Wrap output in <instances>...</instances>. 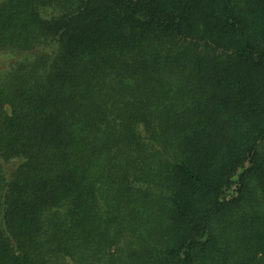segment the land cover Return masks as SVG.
<instances>
[{
	"label": "trees",
	"instance_id": "obj_1",
	"mask_svg": "<svg viewBox=\"0 0 264 264\" xmlns=\"http://www.w3.org/2000/svg\"><path fill=\"white\" fill-rule=\"evenodd\" d=\"M0 264H264V0H0Z\"/></svg>",
	"mask_w": 264,
	"mask_h": 264
}]
</instances>
